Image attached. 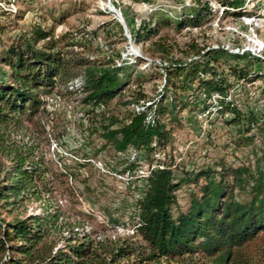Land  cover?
<instances>
[{"label":"trees","instance_id":"1","mask_svg":"<svg viewBox=\"0 0 264 264\" xmlns=\"http://www.w3.org/2000/svg\"><path fill=\"white\" fill-rule=\"evenodd\" d=\"M212 1L222 7L220 14L224 16L250 14L241 11L242 0ZM169 14L152 10L134 28L129 18L124 15L123 19L130 38L138 43L149 40L165 26L177 32L197 27L212 17L213 10L207 0H190ZM48 15L51 26L34 23L0 51V152L7 157V163L0 165V264H110L130 255L144 261L190 259V264H195L194 256H212L216 264H227L234 249L264 233V123H258V117L250 114L244 130L253 127L255 133L246 135L245 143L255 136L259 140L251 165L218 162L182 171L177 178L170 165L161 161L163 167L148 171L143 179L144 190L134 204V232L144 246L124 237L112 249L104 248V254L87 232L73 230L54 249L44 244L51 231L59 228V212L51 211L48 205L53 183L60 182L61 176L74 178L75 173L55 171L50 159L36 151L33 143L5 144L6 130H20L24 124L35 123L45 112L44 98L52 93H73L90 109L106 105L135 76L138 59L130 62L116 53L115 61L73 51L69 47L75 43H64L65 36H55L52 27L61 23L65 13ZM150 45L154 46L150 54L162 51L157 41ZM203 54L197 52V57L188 62L158 59L163 85L157 98L144 100L139 92L124 122L112 128L115 120L111 119L93 131L115 152L130 148L135 157L139 151L147 157L169 142L172 126L167 127L163 118L167 117V123L178 122V110L188 105L208 114L229 112L227 124L240 120L243 114L227 98L228 85L217 71L215 51ZM228 56L235 61L228 65L235 79L264 82V73L251 67L252 62H262L263 58L237 53ZM244 59H248L249 66L239 64ZM68 84H72L70 89ZM261 91L264 94V86ZM189 95L192 99L187 101ZM182 185L192 186L187 191L186 205L172 214L175 193ZM236 189L243 192L239 198ZM31 201L39 202L38 212L20 215L19 208ZM2 213L11 217L6 219Z\"/></svg>","mask_w":264,"mask_h":264},{"label":"rangeland","instance_id":"2","mask_svg":"<svg viewBox=\"0 0 264 264\" xmlns=\"http://www.w3.org/2000/svg\"><path fill=\"white\" fill-rule=\"evenodd\" d=\"M207 1L213 15L201 25L186 27L179 32L165 26L149 40L134 43L124 15L134 28L152 10L173 14L180 3H189L190 0H153L151 4L139 0H0V51L34 23L51 26L48 13H65L61 23L52 27L55 36H65L64 43H75L69 47L73 51L115 61L116 53L130 62L138 58L135 76H139H133L121 94L106 105L90 109L78 101L77 95L60 91V94L52 93L44 98L45 112L35 123L24 124L20 130H6L5 144L33 143L36 151L50 159L55 171L75 173L74 178L61 176L60 182L53 183L48 205L51 211L59 212V228L51 231L44 240L45 245L54 249L61 244L63 236L73 230L87 232L97 243L98 251L104 254V248L112 249L113 244L124 237L144 246L134 232V204L144 190L142 175L151 166L169 164L174 177L178 178L182 171L218 162L233 166L253 163L259 140L255 136L252 142L245 143L244 137L255 133L253 127L245 132V120L253 114L258 117V123H264V94L261 91L264 82L262 79L252 82L235 79L228 72V65L235 62L228 54L263 58L262 62H252L251 67L264 73V0H242L241 11L250 14L240 17L224 16L220 14L221 6L212 0ZM153 41L159 43L162 51L150 54L154 47L150 42ZM210 50L215 51L217 71L228 85L227 98L243 114L240 120L227 124L225 120L231 117L229 112L208 114L188 105L178 110V122L167 123V117L163 118L167 127L172 126L169 142L147 157L142 151L135 157L130 148L115 152L93 131L94 127L111 119L115 120L112 128L124 122L139 92L144 95V100L157 98L163 85V69L158 59L188 62L197 57V52L202 55ZM242 63L249 66L248 59L239 61ZM71 87L72 84L67 85L68 89ZM191 99L189 95L187 101ZM6 163L7 157L0 152V165ZM191 187L182 185L176 191L172 214L185 207L187 191ZM234 193L239 198L243 192L236 189ZM38 204L26 202L19 208V214L31 210L38 212ZM1 216L11 217L5 213ZM232 253L227 264H264V233ZM139 257H121L110 264H190L191 261H144ZM194 257L195 264H216L212 256Z\"/></svg>","mask_w":264,"mask_h":264},{"label":"built area","instance_id":"3","mask_svg":"<svg viewBox=\"0 0 264 264\" xmlns=\"http://www.w3.org/2000/svg\"><path fill=\"white\" fill-rule=\"evenodd\" d=\"M135 109L138 110L137 107H136ZM155 167H157V168H161V167H163V165H162V164H158V163H156L155 165L151 166L150 169L155 168ZM150 169H148V171H149ZM148 171H147L146 173H143L142 176L145 177V176L147 175Z\"/></svg>","mask_w":264,"mask_h":264},{"label":"water","instance_id":"4","mask_svg":"<svg viewBox=\"0 0 264 264\" xmlns=\"http://www.w3.org/2000/svg\"><path fill=\"white\" fill-rule=\"evenodd\" d=\"M119 22H120V20H119ZM121 23V22H120ZM121 25H122V27L124 28V25L121 23Z\"/></svg>","mask_w":264,"mask_h":264}]
</instances>
